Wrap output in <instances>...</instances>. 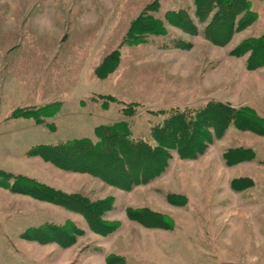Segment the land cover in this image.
I'll return each instance as SVG.
<instances>
[{
	"label": "rangeland",
	"instance_id": "374dc122",
	"mask_svg": "<svg viewBox=\"0 0 264 264\" xmlns=\"http://www.w3.org/2000/svg\"><path fill=\"white\" fill-rule=\"evenodd\" d=\"M247 1L254 19L217 44V8L202 21L196 0H0V171L84 198L102 222L0 185V264H264V65L250 66L264 0ZM180 10L191 30L168 19ZM212 104L235 112L223 134L129 190L29 153L118 121L156 145L154 125Z\"/></svg>",
	"mask_w": 264,
	"mask_h": 264
},
{
	"label": "trees",
	"instance_id": "16d2710c",
	"mask_svg": "<svg viewBox=\"0 0 264 264\" xmlns=\"http://www.w3.org/2000/svg\"><path fill=\"white\" fill-rule=\"evenodd\" d=\"M196 5L197 15L202 21L209 12L217 8L207 25L209 31L211 30L210 38L217 44L225 42H218L219 33L226 32L227 37L232 35L238 14L245 11L249 16H244V20L254 19L250 14V3L247 0H196ZM146 19L140 18L137 21L136 31H164L161 27L162 22L158 20L155 23ZM168 19L186 30H191L189 27L191 21L185 10L171 12L168 14ZM242 25L243 20L240 27ZM246 45L247 43H244L238 50L242 52L241 49L244 50ZM252 52L253 64L250 66L252 68L263 66L264 42L256 44ZM200 113L196 118L190 119L179 114L166 119L162 125H154L150 130V138L156 145H153L150 139L134 138L127 121H118L98 126L96 139L79 138L53 144H38L32 147L29 153L40 156L67 171L88 173L111 185L129 190L136 185L146 184L160 175L168 164L170 150L177 149L183 153V157L190 158L203 153L207 148V142L223 134L228 126V120L235 112L222 104H212ZM241 119L247 125L253 122L247 115H241ZM0 185L19 193L80 210L95 219L97 225H102L98 209L88 204L89 202L84 198H75L33 179L23 176L12 177L2 171H0Z\"/></svg>",
	"mask_w": 264,
	"mask_h": 264
}]
</instances>
